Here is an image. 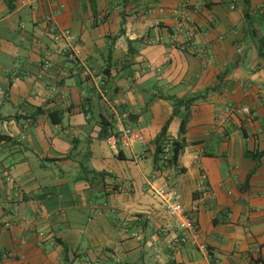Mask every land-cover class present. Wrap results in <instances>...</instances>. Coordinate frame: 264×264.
Wrapping results in <instances>:
<instances>
[{"label": "crops", "instance_id": "0c3cea01", "mask_svg": "<svg viewBox=\"0 0 264 264\" xmlns=\"http://www.w3.org/2000/svg\"><path fill=\"white\" fill-rule=\"evenodd\" d=\"M182 5L205 57L168 41ZM260 43L264 0H0V137L18 144L0 142V264H264V157L246 155L264 151ZM163 96L195 98L168 125L177 139L188 119L173 170L153 167ZM227 105L250 115L217 120ZM102 117L139 137L109 146ZM169 187L186 210L200 203L189 214L207 252L179 242L155 194Z\"/></svg>", "mask_w": 264, "mask_h": 264}, {"label": "built area", "instance_id": "2783aa9c", "mask_svg": "<svg viewBox=\"0 0 264 264\" xmlns=\"http://www.w3.org/2000/svg\"><path fill=\"white\" fill-rule=\"evenodd\" d=\"M50 1V0H47ZM187 6L182 5V11H172L174 15L177 17L175 25L172 27L171 31L168 34V41L171 46L178 49L179 51L186 52L188 50H192L194 54L205 57V51L202 47H199L195 41L192 40L190 34L187 33L186 27L184 25V21L188 20V16L185 12ZM185 12V13H184ZM152 13H157L159 15H163L165 10L161 6H157L154 8L147 7L142 10L143 15H149ZM159 21V19H158ZM41 25L43 28L53 35L56 39H64L67 42L71 41V34L67 30H58L53 22V15L47 14L41 20ZM186 37L183 40V37ZM69 58L74 57L72 53H69ZM236 112H239L243 115H250L249 109L242 107V108H234L232 105H227L223 108L219 113H217V120L221 122H226L230 117H232ZM26 126V124H25ZM137 132L132 130L129 127H125L121 122L117 124L116 134H113L105 139V142L109 146H116L117 143L126 142L131 138H138ZM171 146L166 144L163 148V162L165 163L170 155ZM175 166H164L163 169H170L173 170ZM197 188L203 192L208 191L207 186V176L204 172H201L199 175ZM156 196L162 202L166 212L168 213L169 217L173 219L174 227L179 232L178 240L179 242L184 244H191L197 247L202 252H207V248L204 243L201 241V235L199 231L196 229L195 223L191 214L189 213H197L201 209L200 203L193 204L189 210H186L183 204L180 201L179 193L173 188H162L155 190ZM3 225L2 222H0ZM40 237H43V233L39 234ZM2 257H6L7 255L3 253Z\"/></svg>", "mask_w": 264, "mask_h": 264}, {"label": "trees", "instance_id": "16d2710c", "mask_svg": "<svg viewBox=\"0 0 264 264\" xmlns=\"http://www.w3.org/2000/svg\"><path fill=\"white\" fill-rule=\"evenodd\" d=\"M8 1V0H7ZM123 2H127L128 0H122ZM246 1V0H245ZM10 9H12V6L9 4L8 5ZM93 14H96L93 13ZM261 49L264 47V43H260L259 44ZM111 51L109 50V55L110 56ZM163 100H166L167 102H169L173 108V113L171 115V117L166 121V123L163 125V127L161 128L160 132L158 133V135L156 136V138L154 139V144H155V153L153 156V167L155 170H159L161 169V167L164 166H177L178 164V159L179 156L182 152V150L184 149L186 142L185 139L183 138V135L185 134V130H186V124H187V117H183L181 119V122L179 124V138L177 139H173L170 140L168 138L167 135V129H168V125L170 123V120L172 119L173 116L177 115L179 112V108L181 106H186L188 107L189 103L194 101L195 98H191L189 100H181V99H176L175 97H171V96H163L162 97ZM85 101H83L82 103V107H81V111L87 115L88 114V109H85ZM41 113L40 109L36 110V113L33 115V117H36L38 114ZM62 116L63 113L60 111H51L48 113V117L51 121L52 124H59L62 120ZM32 117V116H31ZM100 136L101 138H107L113 134H116V132L113 131L112 129V124L109 120H107L106 118L102 117V120L100 122ZM104 139V140H105ZM4 140L6 141V143H9L11 145H18L15 142H11L9 138H6L4 136L0 137V142ZM166 144H169L171 146V152L170 155L167 159V161L164 163L163 162V148ZM246 155L248 157H250L252 160L256 161L260 158V157H264V151L260 152V153H255V154H247ZM82 172H86V173H90L92 174L93 178H103L106 174L104 172H95V171H87L86 168H81ZM180 171L182 172V170L180 169Z\"/></svg>", "mask_w": 264, "mask_h": 264}]
</instances>
